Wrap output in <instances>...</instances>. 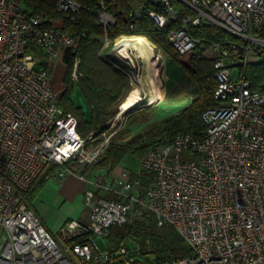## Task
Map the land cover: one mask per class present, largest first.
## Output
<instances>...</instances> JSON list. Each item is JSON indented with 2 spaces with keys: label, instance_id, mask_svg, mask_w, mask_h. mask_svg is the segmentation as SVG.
<instances>
[{
  "label": "built area",
  "instance_id": "obj_1",
  "mask_svg": "<svg viewBox=\"0 0 264 264\" xmlns=\"http://www.w3.org/2000/svg\"><path fill=\"white\" fill-rule=\"evenodd\" d=\"M155 1L163 12L150 16L159 28L175 20L181 6L194 12L168 31L179 55L199 43L190 24L211 22L235 37L206 49L216 88L213 105L201 112L204 128L200 135L165 136L139 159L136 174L123 166L117 174L107 170L85 178L89 221L71 219L51 232L25 191L38 175L61 178L72 170L82 175L127 115L118 111L100 133L81 135L76 115L59 104L48 62L59 50L76 49L83 32L45 25L18 0H0V264H264V91L252 89L241 72L264 52V0ZM80 8L76 0H57V9L72 17ZM95 17L104 28L114 22L103 7ZM124 36L110 39L105 32L101 42L112 45L132 82L136 75L115 50ZM77 64L76 58L75 82ZM108 191L115 195L105 197ZM135 223L173 227L190 253L144 261L138 250L101 248L96 241L95 235L108 234L113 225ZM142 256L148 260L149 250Z\"/></svg>",
  "mask_w": 264,
  "mask_h": 264
},
{
  "label": "trees",
  "instance_id": "obj_2",
  "mask_svg": "<svg viewBox=\"0 0 264 264\" xmlns=\"http://www.w3.org/2000/svg\"><path fill=\"white\" fill-rule=\"evenodd\" d=\"M18 1L26 13L42 16L45 19V25L58 20L65 31L78 34L83 32L76 49L67 48L63 51L65 72L62 80L65 88L58 100L65 112L76 115L81 135H86L90 131H96L98 134L108 127L114 114L113 106L118 104L129 86V75L123 67L118 65V61L105 52H98L105 32L110 39L122 34L147 37L166 54L165 58L168 60L166 65L171 71L165 77L169 87L167 91L175 92L170 90L171 81L175 75L180 74L178 77H184L186 88L194 92L195 96L190 102L185 105L175 104L172 112H166L157 122L145 126L127 140L111 139L97 161L100 165L112 166L125 156L141 158L148 149L162 143L165 136H171L177 132L200 135L204 128L201 112L213 105V94L216 88L213 58L207 55L206 49L212 42L235 38L233 35L211 22L190 24L189 33L193 38L198 39L199 43L182 58L168 40L167 34L171 28L179 25L185 14H194L193 10L187 6H181L176 19L168 20L162 28H159L150 16L153 10L163 12L162 3L155 0H76L81 8L74 17L57 9V0ZM101 7L114 17V22L106 28L95 20V14ZM76 58L78 59V80L75 82L71 78V71ZM42 64H47L46 59H42ZM241 72L252 89L264 91V52L257 63L242 66ZM75 84L80 88L89 106V117L84 115L81 106L76 105L70 97ZM162 109L163 107L155 104L148 108L132 110L125 119L123 130L120 129V137L127 136L134 124L161 114ZM99 139L97 138V141ZM44 180L43 175H38L34 179L25 191L27 201L36 195ZM140 225L142 224L113 225L110 227V235L112 234L117 242L125 235L138 237L142 234L139 230ZM154 247L151 251L155 260L190 253L186 243L171 226L161 227V232L154 241Z\"/></svg>",
  "mask_w": 264,
  "mask_h": 264
},
{
  "label": "rangeland",
  "instance_id": "obj_3",
  "mask_svg": "<svg viewBox=\"0 0 264 264\" xmlns=\"http://www.w3.org/2000/svg\"><path fill=\"white\" fill-rule=\"evenodd\" d=\"M174 5L177 8H179L182 4L178 1H174ZM148 41L150 43L148 42L147 44L146 42L145 43L143 42L144 45L142 44L143 46H141V51L143 52L145 57H143V60L139 61L138 66H137L138 70L141 71V73L143 72L142 74L145 80L143 82V85L145 86V90L143 92L144 95H143L142 100L132 105L130 108L126 109L124 114L128 115L132 112V110L148 108L155 104H157L159 107H163V109L160 112L161 114H156L155 116H152L150 119L144 122H139L131 126L132 130L127 136L120 137L121 131L118 130L111 136L110 140L111 139H116L118 141L127 140L130 136L141 131L145 126L157 122L160 118H162L163 114H166V112H170L171 110H173L172 108L175 104L185 105L188 102H190L191 99L194 98L195 96L193 91L188 90L186 88L187 85L184 81V77L183 76L178 77L180 74L175 75L171 81L173 85L171 84L172 89L170 87V90H173L175 92L171 93L169 90L167 91L169 87L166 84L165 77L169 75L171 71L168 70V65H166L167 64L166 61H168L167 58H165L166 54H165V57H163V52H161L160 50L157 51L149 39ZM111 46H112L111 44L104 45L101 42L98 52L100 51L103 53L105 52L106 54L113 57L114 55L112 53ZM186 53L180 56L184 58ZM157 57L161 58V60H158ZM123 64L127 66L129 65L133 73L137 75L136 69L132 67L130 63L125 64V62H123ZM64 69H65L64 65L60 64L57 67L53 68V71L51 72V76H50V83L53 89L58 91L57 92L58 98L60 97L62 93L60 91L61 90L60 88L63 85L62 76L64 73ZM235 74H236V67L233 68V76H235ZM137 82H138L137 76L135 77V79L133 78L132 82L129 81V86L126 88L123 96L127 95L126 93L129 92L131 88L137 84ZM70 97L76 105L81 106L84 115L86 117H89V113H90L89 106L87 102L85 101L82 95V92L77 84L74 85L73 90L70 93ZM156 101L158 102L156 103ZM113 110H114L113 116L117 115L119 111L117 105L113 106ZM123 128L124 126L122 127V130ZM139 159L140 158H137L135 156H127L125 159V163L128 165L127 168L130 169L133 173H137L138 171ZM83 191H84V188L80 195L81 202H82L81 208L90 204V200L86 199V197L83 195ZM105 197L108 198L110 196L107 195ZM139 230H141L142 232L141 236L137 237V236H132V235H125V237L122 238L118 242L114 239L112 234L110 235V228L107 230L108 234L106 233L98 234V235H95V238L101 248L116 249L118 245H122V246H125L127 248L134 250V252L138 250L139 258L143 259L144 261L155 260L152 256L151 250L155 248L154 241L157 240L158 233L161 232V227L157 228L154 225H150V226L140 225ZM146 250L147 251L149 250L148 260L144 259V257L142 256L143 253L146 252Z\"/></svg>",
  "mask_w": 264,
  "mask_h": 264
},
{
  "label": "crops",
  "instance_id": "obj_4",
  "mask_svg": "<svg viewBox=\"0 0 264 264\" xmlns=\"http://www.w3.org/2000/svg\"><path fill=\"white\" fill-rule=\"evenodd\" d=\"M60 21L54 20L53 23L60 26ZM64 50H59L57 56L52 58L48 65L51 72L54 67L63 63L62 56ZM65 72V69H64ZM64 75V73H63ZM63 78V76H62ZM63 82V81H62ZM52 86V85H51ZM53 88V87H52ZM65 88L63 83L61 92ZM56 93L58 91L54 90ZM158 101H156L157 103ZM119 110V109H118ZM122 158L114 165H100L98 162L86 168L82 175L76 171H68L61 178H45L44 183L39 187L36 195L28 203L32 210L40 217L45 227L51 232H56L67 221L76 219L79 222L87 223L89 221V205L81 208V192L85 187V178L100 176L111 170L117 174L121 167H127L125 159ZM136 174V173H134ZM102 192V191H101ZM114 196L111 191L104 193V196Z\"/></svg>",
  "mask_w": 264,
  "mask_h": 264
},
{
  "label": "bare ground",
  "instance_id": "obj_5",
  "mask_svg": "<svg viewBox=\"0 0 264 264\" xmlns=\"http://www.w3.org/2000/svg\"><path fill=\"white\" fill-rule=\"evenodd\" d=\"M119 45L115 47L116 53L122 58L127 60L132 67L136 69L138 82L135 86L127 92L124 98L120 102L119 112H123L126 109L130 108L132 105L136 104L143 98V92L145 86L143 85L144 76L143 72L138 70L137 66L140 60H143L145 55L141 51V46L143 42L148 44V39L142 35H129L124 36L119 40ZM150 43V42H149ZM143 44V45H142Z\"/></svg>",
  "mask_w": 264,
  "mask_h": 264
}]
</instances>
